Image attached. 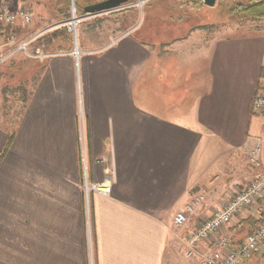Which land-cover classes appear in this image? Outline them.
<instances>
[{
  "label": "crops",
  "instance_id": "crops-1",
  "mask_svg": "<svg viewBox=\"0 0 264 264\" xmlns=\"http://www.w3.org/2000/svg\"><path fill=\"white\" fill-rule=\"evenodd\" d=\"M164 1L150 42L125 10L74 48L26 54L41 68L16 120L0 123V264H199L209 241L184 253L196 219L264 173V114L252 109L264 92V9L247 14L239 0L223 19H201L202 5ZM105 166L109 194L85 196L84 178L100 181ZM263 217L264 196L219 233L238 245Z\"/></svg>",
  "mask_w": 264,
  "mask_h": 264
},
{
  "label": "built area",
  "instance_id": "built-area-1",
  "mask_svg": "<svg viewBox=\"0 0 264 264\" xmlns=\"http://www.w3.org/2000/svg\"><path fill=\"white\" fill-rule=\"evenodd\" d=\"M71 3L72 17L66 23L69 31H76V25L79 18L74 13L75 0H69ZM144 0L139 1L141 5ZM129 5H123L114 9L91 13L92 15H101L123 9ZM32 22V12L29 6L21 5L13 7L8 2L0 0V49L4 51L0 56V62L8 59L18 52H28V46L31 42L40 36V33L20 37L12 30L16 27L26 29ZM10 30V32H9ZM38 56H43L39 53ZM252 109L258 114H264V92H258L252 99ZM78 128L80 134L81 148L84 150V122L81 115L78 119ZM259 147H255L251 152V161L257 162ZM104 175L100 181H88L84 178L82 188L87 196L90 192L96 191L107 195L110 192L113 180V169L105 166ZM264 196V173L254 176L240 188L235 190L231 197L212 214L203 219H196L193 227L185 235V255L187 257L194 253L198 242L209 241L210 245L199 257V264H244L245 261L257 256V264H264V217L261 224L252 229L243 239L235 245L230 237L219 233L221 228L227 226L231 220L243 211L245 208L253 205L259 198ZM204 200V195L199 194L191 198L187 203L181 206L173 215V224L177 228H183L189 224L192 218L200 209Z\"/></svg>",
  "mask_w": 264,
  "mask_h": 264
},
{
  "label": "rangeland",
  "instance_id": "rangeland-1",
  "mask_svg": "<svg viewBox=\"0 0 264 264\" xmlns=\"http://www.w3.org/2000/svg\"><path fill=\"white\" fill-rule=\"evenodd\" d=\"M4 1L8 2L10 5L15 4V2H24L26 6H29L28 3L30 4L29 7L33 13L32 22L26 30L19 35L24 37L40 33V36L33 42L31 48L28 49L29 54L41 52V48L47 39H50L51 42L48 43V46H46L47 50L43 53H56L74 48L77 46L76 41L78 40L79 42L82 34L85 33V29H91L93 26L95 27L102 23L107 24L118 18L122 19L123 15H121V13L125 10L130 11L129 13L134 15L133 19L137 16L135 25L140 24L137 35L150 42L157 36V28L160 19L156 12L159 8L166 7L164 0H144L141 5L137 4L141 0H129L130 3L124 4L129 5V7L117 9L116 11L106 14L92 15L91 13L83 12L82 7L102 0H77V2L75 0L74 13L75 16L79 18V22L76 25V31H69L66 23L73 15L69 0H30L28 2L27 0ZM198 1H200V4L194 3V0H179L178 2L181 6L199 7L202 5L210 14H200L199 16L201 19H209L210 17L223 19L226 15L230 14L229 7H234L236 4L235 2L239 0H215L212 6L203 4L202 0ZM66 2L68 3L67 9L65 8ZM197 17L198 14L193 13L186 16V18L192 22H197L198 20L195 19ZM202 21L201 23H203ZM103 32L104 29L102 28L101 33ZM52 33H54V36L51 38ZM4 51L6 50L1 49L0 55ZM41 65L42 61L27 57L25 52H20V54L16 55L13 59L0 65V123H10V121L13 122L16 120L22 106V95L29 92L31 89Z\"/></svg>",
  "mask_w": 264,
  "mask_h": 264
},
{
  "label": "water",
  "instance_id": "water-1",
  "mask_svg": "<svg viewBox=\"0 0 264 264\" xmlns=\"http://www.w3.org/2000/svg\"><path fill=\"white\" fill-rule=\"evenodd\" d=\"M129 0H102L95 3H91L82 7V11L85 13H98L117 7H121L126 4ZM203 4L212 6L215 0H202Z\"/></svg>",
  "mask_w": 264,
  "mask_h": 264
},
{
  "label": "trees",
  "instance_id": "trees-1",
  "mask_svg": "<svg viewBox=\"0 0 264 264\" xmlns=\"http://www.w3.org/2000/svg\"><path fill=\"white\" fill-rule=\"evenodd\" d=\"M76 2H77V0H76ZM127 3H130V2L128 1ZM194 3L200 4V1L194 0ZM67 4L68 3L66 2V5H65L66 9L68 7ZM239 5L242 6V8L247 11V14L255 15V14H258V12H260V10L264 9V0H244V1H240ZM24 30H26V29H21L20 27H16L12 31L17 33V34H21L24 32ZM9 32H10V30H9ZM54 33L51 34V38H52V36H54ZM50 42H51V40L47 39L46 42L44 43V45L48 46V43H50ZM262 75H264V68L261 69V76Z\"/></svg>",
  "mask_w": 264,
  "mask_h": 264
}]
</instances>
